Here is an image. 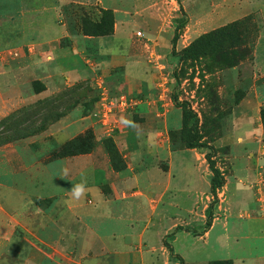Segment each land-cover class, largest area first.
Wrapping results in <instances>:
<instances>
[{"label":"rangeland","instance_id":"374dc122","mask_svg":"<svg viewBox=\"0 0 264 264\" xmlns=\"http://www.w3.org/2000/svg\"><path fill=\"white\" fill-rule=\"evenodd\" d=\"M143 5L0 0V134L17 138L0 146L1 201L10 216L0 226L15 230L0 264H180L166 242L185 264H234L232 257L240 258L236 264H264V238L249 228L248 216L227 217L222 192L204 232L214 202L209 149L188 148L193 122L184 123V109L173 101L190 102L227 182L258 190L261 212L256 205L244 212L264 217L257 181L264 173V60L255 55L264 0H161L153 14L142 13ZM112 22L114 34L117 24L128 25L117 36H91L107 37L105 51L84 38V30ZM221 28L217 46L194 43ZM75 40L79 49L86 46L81 57ZM123 136L127 141H118ZM113 151L117 165L130 164L135 177L101 185L109 217L89 212L99 208L90 190L69 209L72 186L92 183L94 166L115 171ZM32 165L44 172L18 183L26 201L11 205L14 176ZM227 234L231 244L240 236L239 249L223 248Z\"/></svg>","mask_w":264,"mask_h":264},{"label":"crops","instance_id":"0c3cea01","mask_svg":"<svg viewBox=\"0 0 264 264\" xmlns=\"http://www.w3.org/2000/svg\"><path fill=\"white\" fill-rule=\"evenodd\" d=\"M160 1L161 0H143V4H144L143 6L144 7L142 8L141 12L145 13V14H153L152 12L155 11V9H156L157 5H159ZM114 5L116 7L118 6L115 3H114ZM116 7H113L114 12L120 13L121 10L117 9ZM257 8L258 9L261 8L260 14L262 13L261 21H262L263 25H262L261 35H260V37L257 41V44H256L255 55H256V60L259 63H261L262 60H264V7L258 6ZM141 17L144 19L143 20V21H145L144 24L148 28L152 27L150 25V21H146L147 16L145 17L144 15H142ZM127 25H128V23H126L124 25H120L118 27V24H117L114 36H117L119 31L126 30ZM56 32H57V34L63 33L60 30H56ZM84 38L87 40H91V39L96 40L97 43L100 45L99 49L101 51L106 50L105 49V43L107 44V41H109V40H104V39H107V37L95 38V37H91V36H85ZM85 39L83 40L84 42L87 41ZM76 42L77 41L75 40V47H74L73 51L75 52V54H78L81 57L82 54H84V53H80V51H82L83 48L85 49L86 46L83 45L84 47L83 48L80 47V49H79L77 47ZM143 53H144V50H143ZM45 54L44 55L46 56V59H52V56H53L52 53H49V51H46ZM57 71H60V70L58 69ZM260 73L262 75H264V69H260ZM135 136H136V138H138L137 135H135ZM145 137H147V136H145ZM118 141L124 142V141H127V139H125V137L123 136V137H119ZM127 149H128V147L126 145H124V147H122L121 150L123 152H126V151H128ZM146 151H152V150L148 149ZM93 168L94 169L91 172L93 181L90 184H86V190H90L96 195L97 204H99L98 205L99 208H97L95 210H90L89 212L97 211V213L100 214V216H98V219H103V218L109 217V215L107 213L108 208L106 205V203H107L106 198L103 197L100 193L101 185L104 182H106V180H108L110 177H112V178L114 177L117 180H120L121 177H125V176L126 177H131V176L135 177V173L133 172L130 164H129L128 168L122 172H115L109 168H100L97 166L96 167L94 166ZM38 171H40L41 173L44 172L41 169V167H39L37 165H32V166L25 167V169L23 171L19 172L17 175L14 176L13 181H12L14 183V185H13L14 187H10L12 189V191H10L8 194V200H9L8 203H10L11 205H14V206H18V205H22L26 201V197L24 196V194L22 193L20 188L17 186V184L20 182L26 184L30 179L33 180L34 172H38ZM45 173L47 175L48 169ZM257 181L258 182L261 181L260 182V189L263 188V186H264V173H262L260 175V177L257 178ZM256 190H254L251 186L245 185V183L241 180H240V182L239 181L234 182L230 185V183L227 182V179H226V185L222 188V190L219 193L222 192V194L224 196V198H221V201H222V203L225 204V206L227 208V210H226L227 217H229V218L231 217V218H234V220H237V219L243 218L244 215L248 216L249 228H254L257 231V234H259V236H260L259 239H262V238H264V217L256 215V210H254V212H251L250 214L245 213L243 210L246 208L251 209L254 205H256L257 210L261 212L260 207H258L259 202H257V200H256V198H257L256 192L258 191V190L257 191ZM70 193H71L70 194L71 196L69 198L67 197L66 200L68 201L67 203L69 205H73L72 208L69 207V209H72L75 211V209H77V206L81 204V197L77 199L74 196V194L72 193V191ZM1 199H2V196H1V192H0V223L1 222L6 223L7 221H9L8 219H10V216H8L7 213H5L6 210L2 207ZM219 201H220V198H219ZM260 206L264 207V205H260ZM86 211L88 212L87 209H86ZM6 217H7V219H6ZM212 226H213V224H212ZM12 235H15L14 229L4 228V227L0 226V250H3L2 248L4 247V243L6 242V238L9 236H12ZM225 237H227V238L225 240V243H224L225 246L223 248L226 251L231 252L230 251L231 248H234V250L239 249L240 236L238 239L234 238L232 240V244H231V240H229V238H228V234ZM2 238H5L4 241H2ZM230 244L232 245V247ZM232 258L234 260V264H236L237 260H238L236 258H239V257H232Z\"/></svg>","mask_w":264,"mask_h":264},{"label":"trees","instance_id":"16d2710c","mask_svg":"<svg viewBox=\"0 0 264 264\" xmlns=\"http://www.w3.org/2000/svg\"><path fill=\"white\" fill-rule=\"evenodd\" d=\"M181 11H182L183 15L186 16L184 9L182 7H181ZM110 13H112V12H110ZM186 23H187V20H184V21L180 22L179 26L183 27L186 25ZM234 25H232V26H234ZM84 28H85V26H84ZM224 30L225 29L221 28V29L217 30V32H213V33L207 34L205 36H202V37L198 38V40H196L194 43H196V44L202 43V44H206V45H211V44L215 43V46H217L218 45L217 36H218V34L223 32ZM84 34L87 36H109V35H113L114 34V23L112 22V24H109V28H107V29L100 27L97 30H95L94 32H87V30H84ZM178 38H179V36H178V34H176L172 40V45H173L174 49L176 47ZM191 49H192V47L189 50H191ZM232 65H235V64L233 63ZM173 101H174V105L176 107L184 109L183 110V121H184V123L186 124L187 122H191V121L193 122V124L189 127L188 148L189 149H204V148L209 149V152L205 155V158H206V161H207L209 168L212 172L210 192H211L212 197L214 198V202L211 205L210 216L207 220L205 231H204V232H207L212 227L213 220L215 219L214 206L219 202V195L218 194L222 190V188L226 185V177L220 171V169L216 166V163L214 160L215 148L203 141V135L199 131L200 119H199L197 112H195L193 110L189 101H179L175 97H174ZM31 127H34V126H31ZM32 134H33V132L25 133L21 137H28L29 135H32ZM15 137L16 136H12L11 134H2V135L0 134V146L16 140L17 138H15ZM118 157L119 156L116 153V151H113L112 159L114 162V164H113L114 169L116 172L125 171L127 169V166L125 164H123L121 166L117 165V162L115 160ZM181 229H183V228L181 226H178L176 231H179ZM174 234L175 233L169 234L166 236V238L167 239L172 238L174 236ZM166 243H167L166 245L168 246L171 255L173 257H175L176 259H178L180 261V264H185L183 257L180 256L179 254L175 253L173 246L170 243H168V242H166Z\"/></svg>","mask_w":264,"mask_h":264},{"label":"clouds","instance_id":"9594fccd","mask_svg":"<svg viewBox=\"0 0 264 264\" xmlns=\"http://www.w3.org/2000/svg\"><path fill=\"white\" fill-rule=\"evenodd\" d=\"M85 190H86V180H81L80 183L73 185L71 189L72 193L77 199L80 198L85 193Z\"/></svg>","mask_w":264,"mask_h":264},{"label":"built area","instance_id":"2783aa9c","mask_svg":"<svg viewBox=\"0 0 264 264\" xmlns=\"http://www.w3.org/2000/svg\"><path fill=\"white\" fill-rule=\"evenodd\" d=\"M139 35H141V33L139 32ZM105 101H107V100H105ZM106 105H107V107H108V102H106ZM113 105V104H112ZM127 106V101H126V99L125 98H122L121 100H120V107H122V108H124V107H126ZM106 107V108H107Z\"/></svg>","mask_w":264,"mask_h":264}]
</instances>
